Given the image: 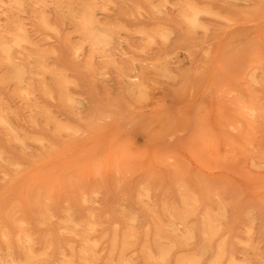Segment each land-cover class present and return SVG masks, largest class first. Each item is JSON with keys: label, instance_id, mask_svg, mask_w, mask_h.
<instances>
[{"label": "rangeland", "instance_id": "1", "mask_svg": "<svg viewBox=\"0 0 264 264\" xmlns=\"http://www.w3.org/2000/svg\"><path fill=\"white\" fill-rule=\"evenodd\" d=\"M28 245L264 264V0H0V251Z\"/></svg>", "mask_w": 264, "mask_h": 264}, {"label": "bare ground", "instance_id": "2", "mask_svg": "<svg viewBox=\"0 0 264 264\" xmlns=\"http://www.w3.org/2000/svg\"><path fill=\"white\" fill-rule=\"evenodd\" d=\"M201 13V10H194L192 12L191 15L189 16H186V19L188 20V23L192 26V27H197V26H200V23H199V14ZM83 22H84V29L88 28L90 26V23H96V19L94 18V16H86L84 19H83ZM99 29L95 30L96 32L93 34L94 38L96 41H103V42H109L110 39H107L105 37V32H98ZM101 33V34H99ZM112 41V39H111ZM19 77V76H17ZM250 112V115L252 113H254L255 111V108H249L248 109ZM174 219L176 220V222L178 224L180 223H183L184 222V219L182 218V216H176L174 217ZM70 225L73 226V219L71 217H69L68 219ZM75 230H78L77 228H75ZM164 235L166 236H169L168 233H165ZM162 236V234L160 233L157 237L160 238ZM27 240L28 242H30V239L29 237H27ZM34 247H31V245H28L27 248H26V252H27V257H26V261L24 263H19L15 260V257L12 256V253L9 252L7 254V259L4 258L2 252L0 251V264H35L36 263V256H35V249L33 250ZM88 252V249L86 248V251L84 253H87ZM149 257H152V253L149 252Z\"/></svg>", "mask_w": 264, "mask_h": 264}]
</instances>
